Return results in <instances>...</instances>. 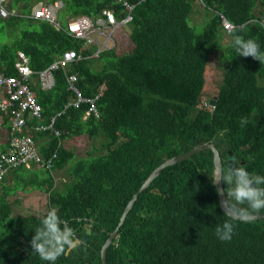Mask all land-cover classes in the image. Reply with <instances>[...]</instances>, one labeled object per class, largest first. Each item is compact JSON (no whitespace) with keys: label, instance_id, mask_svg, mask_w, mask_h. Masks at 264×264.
<instances>
[{"label":"trees","instance_id":"trees-1","mask_svg":"<svg viewBox=\"0 0 264 264\" xmlns=\"http://www.w3.org/2000/svg\"><path fill=\"white\" fill-rule=\"evenodd\" d=\"M13 1H22L21 9L28 13V7L40 0ZM62 1L68 17H94L102 8L114 6V0ZM195 1L142 0L135 5L129 23L132 46L128 52L101 51L95 69L87 58L72 63L66 71L57 68L49 89H42L36 80L29 83L42 108L37 121L44 123L71 97L66 73H78L84 95L99 93L98 116L84 118L85 104L69 107L56 118L59 136L31 132L35 139L47 138L39 145L42 155L57 151L53 168L74 158V151L61 145L66 137H101L103 151L77 158L71 166L73 182L64 193L54 190V177L47 170L24 166L10 170L14 187L5 186L3 177L0 264H49L32 251L30 241L52 208L79 241L87 220L98 233L80 241L56 264H101L100 247L132 194L158 164L197 143L226 144L227 149L220 150L223 160L229 149L237 165L264 176V84L258 81L264 75V64L237 56L231 45L232 36L238 34L256 40L264 52V23H259L264 17V0H201L211 13L203 32L194 38L189 16ZM223 18L240 29L234 34L230 31L225 43L221 42ZM24 19L0 16V71L5 75H17L18 50L29 57L33 71L46 68L64 50L91 52L83 40L63 30L65 25L59 30L38 20L35 30L15 29L13 25ZM5 25L10 27L12 41H2ZM218 51L226 65L212 106L209 99L200 97L205 68ZM242 119L247 121L243 127ZM2 123L8 127L6 118ZM213 167L208 149L164 167L128 211L107 248L106 264H264V218L243 222L225 216L211 179ZM222 171H228L223 163ZM28 184L37 190L46 184L45 211L12 216L10 198L16 187L25 190ZM222 186L227 192L228 186ZM226 220L235 225V233L230 242H221L215 228Z\"/></svg>","mask_w":264,"mask_h":264},{"label":"built area","instance_id":"built-area-1","mask_svg":"<svg viewBox=\"0 0 264 264\" xmlns=\"http://www.w3.org/2000/svg\"><path fill=\"white\" fill-rule=\"evenodd\" d=\"M9 0H0V16L7 18L11 15L48 21L62 29L61 22L57 19V11L62 7L61 0H42L34 3L28 13H19V9L11 8L7 3ZM137 2L130 0H114V6L101 9L97 17L78 15L66 19L63 30L70 36L83 40V46L89 48L95 46L90 52L91 57H98L105 48L114 45L113 34L120 25H125L132 20V11ZM117 7H120L118 9ZM223 29L230 32L232 26L226 19L222 20ZM83 58L80 52L64 50L46 68L33 71L29 65V57L22 50L16 52L14 67L17 75H5L0 71V113L7 119L8 138L3 151H0V181L14 168L25 166H37L51 170L57 158L54 150L47 157L43 156L37 146L31 132L48 131L53 136L60 135L56 128V118L67 108H78L82 104L87 107L83 117L99 115L97 99L99 93L93 96L84 95L78 82V74L70 73L66 76L67 88L71 91L70 99L63 105L62 109L52 115L47 123L40 122L42 108L38 103L34 91L29 83L38 81L41 88L48 89L54 84L53 72L57 68L67 69L72 63ZM36 76L33 78V75ZM79 219V218H78Z\"/></svg>","mask_w":264,"mask_h":264},{"label":"clouds","instance_id":"clouds-1","mask_svg":"<svg viewBox=\"0 0 264 264\" xmlns=\"http://www.w3.org/2000/svg\"><path fill=\"white\" fill-rule=\"evenodd\" d=\"M40 1L33 2L28 7L29 11L34 3ZM21 5H22V1H20L19 3L17 2V6L22 11ZM80 15H85V14H80ZM66 16H67L66 19L75 17V16L68 17V15ZM89 17H93V16H89ZM57 19H58V14H57ZM66 19H65V23H66ZM132 19H133V11H132ZM58 21L61 22L59 19ZM130 22H128L127 24H129ZM259 23L263 25L264 17L262 21H259ZM53 26L56 27L55 25ZM230 31L231 33L234 34L240 31V29L238 26L232 25ZM231 45L235 49L237 56L244 58L251 57L254 60H258L261 64H264V52L261 51L260 45L256 40L251 38L244 39L243 36L234 34L232 36ZM114 46H117V40L115 39H114V45L105 49H111ZM89 48L92 50L95 47L90 46ZM81 54L83 58H81L78 61H81L85 58L90 59L91 61L98 60L97 57H91L90 53L89 54L81 53ZM67 69H65L64 71H66ZM70 73H77V72H70ZM70 73L65 74V79L67 74ZM246 123H247L246 120L243 119L241 120L242 127ZM6 141H5V146H6ZM5 146L2 147L1 145L0 151H3ZM28 169H34V166H31ZM211 179L213 185L217 186V194L220 196L219 206L225 216H229L234 219H239L243 222H248L255 219V217L258 216L260 213H264V187H261V185H264V176L250 174L244 166L237 165L230 167L226 174L222 170L215 172L213 178ZM223 184H226L228 186L227 192H225V189L223 187H219L220 185ZM77 220L79 219L77 218ZM88 225L93 226L92 223L87 220V223H85L83 226L84 227L83 231L85 230V227H87ZM34 232L35 234L30 241L31 249L40 257L41 260L49 262V264H56V261L58 260L59 257L66 254L68 250L77 248L80 243L79 239L76 237L73 228H71L64 220L60 219V217L57 214V209L55 208H52L47 212V214L41 220V225L37 227L34 230ZM234 233H235V225L228 220L223 222L222 225H217V227L215 228V235L217 239L221 242H230Z\"/></svg>","mask_w":264,"mask_h":264},{"label":"rangeland","instance_id":"rangeland-1","mask_svg":"<svg viewBox=\"0 0 264 264\" xmlns=\"http://www.w3.org/2000/svg\"><path fill=\"white\" fill-rule=\"evenodd\" d=\"M201 0H196L195 3H192L193 9L189 16V22L193 28V36L194 38L198 37L204 29V26L209 18V14L211 13L209 10L204 8V4ZM19 3V2H18ZM11 8L16 10L19 9V13L23 14L20 8L17 6V3L13 0H9L7 3ZM26 10V9H25ZM27 13V12H25ZM58 19L61 21L63 25H65V7H62L57 11ZM191 18V19H190ZM2 20L0 21V23ZM38 20L27 18L24 20H20L15 23L13 26L15 29L19 30L20 28L30 27L31 30H35V27L38 28ZM5 24H8L5 22ZM10 27L5 25V34H3V40L9 39L12 41L13 37L10 36ZM130 32V25H120L119 28L113 34L115 40L119 39L121 36L126 35L125 39L121 42L118 41V47L114 46L112 48H117L116 53L118 55H123L124 52H128L131 48L132 44L128 39V35ZM229 33L225 29H223V34L221 36V42L225 43L229 41ZM95 47V46H94ZM111 48V49H112ZM99 60L91 61L90 66L92 68H98ZM226 63L222 59H220L219 51L211 56L210 61L208 62L205 68V82L202 88V93L200 100L210 99L214 95H216L218 91V87L222 82V76L224 73V67ZM260 84H264V75L258 79ZM3 118L0 116V140L4 141L7 136V127L2 123ZM103 139L101 137H97L94 139H90L86 134L79 136L66 137L61 140V144L63 147L74 151V158L68 161L62 167H54L49 170L51 175L54 177V190L60 193L66 192V187L71 185L73 182L74 175L71 171V166L77 160V158L84 157L89 153H97L103 151L102 148H99V145ZM37 145V144H36ZM38 146V145H37ZM1 149V148H0ZM15 169V168H14ZM12 170V169H11ZM39 170V169H35ZM11 172L5 175L4 183L5 186L14 187L16 186L15 181L11 177ZM46 184L42 186L41 189H34L33 184L26 185L24 190L23 187H16L14 196L10 198L12 210L11 215L17 216L20 214H36L41 215L45 211V199L48 193L45 190ZM53 190V188H52ZM51 190V191H52Z\"/></svg>","mask_w":264,"mask_h":264},{"label":"water","instance_id":"water-1","mask_svg":"<svg viewBox=\"0 0 264 264\" xmlns=\"http://www.w3.org/2000/svg\"><path fill=\"white\" fill-rule=\"evenodd\" d=\"M215 101H216V96H213L212 98L209 99V104L214 106ZM206 149L212 151V161H213V166H214L212 175L214 176L215 172L222 170V163L223 164H225V163L220 156V148L215 146V144H213L212 142L197 143L196 145H194L189 150L181 152L179 154L173 155V156L165 159L160 164H158L155 168L152 169V171L148 174V176L144 179V181L140 184V186L132 194L131 198L126 203V205H125V207H124V209L120 215V218H119V221H118L116 227L109 233L108 237L102 243V245L100 247L101 264H106V258L105 257H106L107 248L111 244L113 238H115L117 236L119 227L122 225L128 211L132 207V205H133L134 201L137 199L138 195L145 188H147L150 185V183L153 181V179L161 172V170L164 167L178 163V162H181V161L186 160V159H189L196 152L206 150ZM231 153H232L231 150L227 151V161L230 162L228 168L233 167V165L235 164V156L232 155ZM242 163H243V161H242ZM219 187H223V186L220 185ZM215 188L217 190V186H215ZM217 197H218V204L220 205V196L218 194H217ZM263 218H264V213H260L258 216L255 217V219H263ZM255 219H253V220H255ZM237 220H239V219H237ZM96 233L97 232L95 231V228L93 226L88 225L87 227H85V230L81 233L80 241L85 242L88 240L87 236H90L93 234L98 235V233L97 234Z\"/></svg>","mask_w":264,"mask_h":264},{"label":"crops","instance_id":"crops-1","mask_svg":"<svg viewBox=\"0 0 264 264\" xmlns=\"http://www.w3.org/2000/svg\"><path fill=\"white\" fill-rule=\"evenodd\" d=\"M125 37H126V35H123V36H121L119 39H117V47H118V41L119 42H121L122 43V41L125 39ZM128 39H129V35H128ZM130 40V39H129ZM131 42V41H130ZM43 89V88H42ZM49 89V88H48ZM1 117L3 118L4 116L1 114ZM8 128V127H7ZM7 130V129H6ZM35 139V138H34ZM47 138H36L35 139V141H36V144L38 145H36L37 146V148H38V150H39V145H41V143H43L44 142V140H46ZM7 140V138L4 140V141H2V142H4L3 143V145H2V147H4L5 146V141ZM62 145V144H61ZM63 146V145H62ZM40 152V151H39ZM41 153V152H40ZM44 156V155H43ZM34 169H41V170H45L46 171V169H43V168H40V167H37V166H34ZM48 171V170H47Z\"/></svg>","mask_w":264,"mask_h":264},{"label":"flooded vegetation","instance_id":"flooded-vegetation-1","mask_svg":"<svg viewBox=\"0 0 264 264\" xmlns=\"http://www.w3.org/2000/svg\"><path fill=\"white\" fill-rule=\"evenodd\" d=\"M214 96H216V95H214ZM218 147L220 148L221 151H224V150L227 149V148H226L227 145H226V144H222V143H218ZM228 150H229V149H228ZM228 150H227V151H228ZM231 154H232V153H231ZM223 161H224L226 167L228 168L230 162L227 161V152H226V157H225V159H224ZM233 166H237L236 160H235V164H234ZM228 169H229V168H228ZM245 207H246V205H245Z\"/></svg>","mask_w":264,"mask_h":264},{"label":"bare ground","instance_id":"bare-ground-1","mask_svg":"<svg viewBox=\"0 0 264 264\" xmlns=\"http://www.w3.org/2000/svg\"><path fill=\"white\" fill-rule=\"evenodd\" d=\"M201 2V1H200ZM191 19V18H190Z\"/></svg>","mask_w":264,"mask_h":264}]
</instances>
